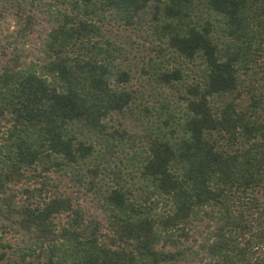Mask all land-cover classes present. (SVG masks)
<instances>
[{
  "label": "trees",
  "instance_id": "obj_1",
  "mask_svg": "<svg viewBox=\"0 0 264 264\" xmlns=\"http://www.w3.org/2000/svg\"><path fill=\"white\" fill-rule=\"evenodd\" d=\"M0 264H264V0H0Z\"/></svg>",
  "mask_w": 264,
  "mask_h": 264
}]
</instances>
